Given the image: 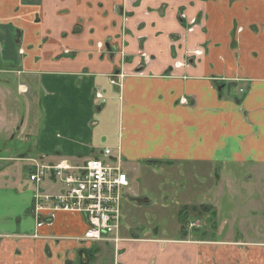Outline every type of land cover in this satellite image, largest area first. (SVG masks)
Segmentation results:
<instances>
[{"label": "crops", "instance_id": "0c3cea01", "mask_svg": "<svg viewBox=\"0 0 264 264\" xmlns=\"http://www.w3.org/2000/svg\"><path fill=\"white\" fill-rule=\"evenodd\" d=\"M0 75V109L39 108L26 157L111 148L129 177L121 241H86L84 213L36 208L63 186L11 176L20 159L0 149V264H264L258 229L198 240L128 219L141 168L264 169V0H0Z\"/></svg>", "mask_w": 264, "mask_h": 264}, {"label": "rangeland", "instance_id": "374dc122", "mask_svg": "<svg viewBox=\"0 0 264 264\" xmlns=\"http://www.w3.org/2000/svg\"><path fill=\"white\" fill-rule=\"evenodd\" d=\"M9 79L12 96L19 95L17 78L10 75ZM26 98L21 94L15 102L9 99L0 109V149L5 147L4 155L11 156L5 162L20 159L15 166L7 165L11 176L21 180L30 178L32 162L26 154L40 121L37 104H27ZM28 119L30 125L21 128ZM233 170L211 166L190 173L184 166L141 168L131 194L148 200L133 202L128 219L158 229L163 236H174L183 227L190 238L198 240H239L245 233L256 235L254 229L264 234V169Z\"/></svg>", "mask_w": 264, "mask_h": 264}, {"label": "built area", "instance_id": "2783aa9c", "mask_svg": "<svg viewBox=\"0 0 264 264\" xmlns=\"http://www.w3.org/2000/svg\"><path fill=\"white\" fill-rule=\"evenodd\" d=\"M96 96L102 97L100 92ZM30 161L31 181L41 185L51 179L63 186L57 194L39 193L35 199L37 209L48 206L54 210L84 213L89 225L84 235L86 241H121L122 191L129 186V177L124 172L120 155H114L111 148H105L102 157H94L81 164L67 160Z\"/></svg>", "mask_w": 264, "mask_h": 264}, {"label": "flooded vegetation", "instance_id": "af4514ba", "mask_svg": "<svg viewBox=\"0 0 264 264\" xmlns=\"http://www.w3.org/2000/svg\"><path fill=\"white\" fill-rule=\"evenodd\" d=\"M179 19H180L181 21H184V15L181 14V15L179 16ZM239 91H240V93H244V92L246 91V89H245L244 87H240Z\"/></svg>", "mask_w": 264, "mask_h": 264}, {"label": "water", "instance_id": "95a60500", "mask_svg": "<svg viewBox=\"0 0 264 264\" xmlns=\"http://www.w3.org/2000/svg\"><path fill=\"white\" fill-rule=\"evenodd\" d=\"M84 252V251H83Z\"/></svg>", "mask_w": 264, "mask_h": 264}]
</instances>
